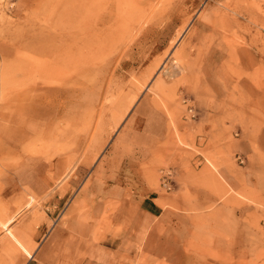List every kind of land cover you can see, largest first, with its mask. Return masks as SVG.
Segmentation results:
<instances>
[{
  "label": "rangeland",
  "instance_id": "1",
  "mask_svg": "<svg viewBox=\"0 0 264 264\" xmlns=\"http://www.w3.org/2000/svg\"><path fill=\"white\" fill-rule=\"evenodd\" d=\"M88 1L38 0L14 19L0 0V264H24L56 225L66 263L83 238L119 248L118 264H264V0ZM209 64L225 98L203 97L225 129L153 149L160 207L127 232L134 200L101 195L95 164L143 98L191 119L183 88Z\"/></svg>",
  "mask_w": 264,
  "mask_h": 264
},
{
  "label": "crops",
  "instance_id": "2",
  "mask_svg": "<svg viewBox=\"0 0 264 264\" xmlns=\"http://www.w3.org/2000/svg\"><path fill=\"white\" fill-rule=\"evenodd\" d=\"M37 1L3 0V3L12 4V9L3 6V12L6 16L17 19ZM210 50L214 58L219 57L220 54H217L220 52L219 48L210 47ZM216 66L207 65L203 69L205 75L196 78L191 85L183 88V91L196 104L195 107L189 109L195 111L191 119L183 116L171 119L165 110L155 109L150 101L151 98H143L141 107L138 108L139 112L132 113L128 117L111 143L109 153L107 155L103 153L102 158L95 164L92 176L95 177V182L103 188L99 192L101 195H107L108 199L118 201L119 205L125 203L123 197L127 195L134 200V203L132 201L133 212L123 224L127 232L139 224L140 220L135 216L140 211L143 214L153 212L154 208L159 210L158 207H160L156 200L161 197L155 192L150 179L156 176H148L146 172V169L150 172L158 170L153 160V149L176 146L181 138L187 140L189 146L205 147L212 143L215 130L225 129V107H214L209 104L208 95L203 97L204 94L213 92L216 100L225 98L224 86L217 83L219 80L222 82L225 80H221L218 65ZM138 115L142 116L141 129L137 128L136 124ZM176 129L180 134H175ZM189 160H192V157ZM173 170V178L176 181L181 176V169H175L173 166ZM58 227L56 225V227L44 229L45 227L42 226V231H46L44 234L42 232L35 235L37 245L32 256L24 264H118L119 248L95 243L87 247V239L83 238L80 241L78 239V245L72 250L71 256L68 255L70 258L67 263L60 260L63 256L59 250H54L56 243L53 242L55 239L53 237H57L60 229ZM49 239H52L51 242Z\"/></svg>",
  "mask_w": 264,
  "mask_h": 264
},
{
  "label": "bare ground",
  "instance_id": "3",
  "mask_svg": "<svg viewBox=\"0 0 264 264\" xmlns=\"http://www.w3.org/2000/svg\"><path fill=\"white\" fill-rule=\"evenodd\" d=\"M87 1H88V0H87ZM92 1H93V0H92ZM100 1H101V0H98V2H100ZM243 1H244V0H243ZM243 1H242V2H243ZM252 1H254V0H252ZM252 1H251V2H252ZM88 2H90V1H88ZM88 2H87V4H89V5H90V3H91V2H90V3H88ZM94 2H95V1H94ZM94 2H93V3H91V4H92V6L90 5L91 7H93V6H95V5H96L95 3L97 2V0H96V2H95V3H94ZM239 2H240V1H239ZM257 2H258V1H257ZM257 2H256V3H257ZM101 3H102V2H101ZM87 4H86V5H87ZM259 4H260V3H259ZM259 4H258V5H259ZM84 5H85V4H84ZM84 5H83V6H84ZM97 5H98V6H100L101 4H100V3H98ZM90 6H89V8H88V9H87V6H86L85 8H86L87 10H89V9H91V7H90ZM101 6H102V8H103V6H104V3H102V5H101ZM249 6H250V5H249ZM259 6H260V5H259ZM251 7H252V6H251ZM85 8H84V9H85ZM94 8H95V7H93V9H92V12H94V11H97V10H94ZM98 8H99V7L95 8V9H98ZM254 8H255V7H254ZM86 9H85V10H86ZM100 9H101V8H100ZM100 9H98V10H100ZM250 9H251V8H250ZM241 10H242V9H241ZM249 11H250V10H249ZM263 11H264V10H263ZM84 12H86V11H84ZM259 12H262V11H259ZM250 15H251V14H250ZM250 15H249V17H250ZM249 21H250L251 23H257V21H256V18H255V17H254V18H250V19H249ZM187 26H188V25H187ZM260 26H261V25H260ZM263 26H264V25H263ZM256 43H257V42H256ZM260 51H261V50H260ZM256 60H257V59H256ZM163 66H164V65H163ZM159 68H160V66H159ZM161 69H162V67H161ZM132 100H133V97H132ZM132 100H131V101H132ZM130 104H131V103H130ZM128 105H129V104H128ZM127 108H128V107H127ZM124 110H125V109H124ZM124 114H125V113H124ZM120 118H121V117H120ZM124 118H125V117H124ZM10 148H11V147H10ZM32 254H33V251L31 250V251L29 252L28 256H29V257H31V256H32Z\"/></svg>",
  "mask_w": 264,
  "mask_h": 264
}]
</instances>
